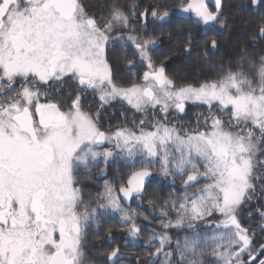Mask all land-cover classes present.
I'll return each instance as SVG.
<instances>
[{
    "label": "snow or ice",
    "instance_id": "obj_1",
    "mask_svg": "<svg viewBox=\"0 0 264 264\" xmlns=\"http://www.w3.org/2000/svg\"><path fill=\"white\" fill-rule=\"evenodd\" d=\"M132 259L264 264V0H0V264Z\"/></svg>",
    "mask_w": 264,
    "mask_h": 264
},
{
    "label": "trees",
    "instance_id": "obj_2",
    "mask_svg": "<svg viewBox=\"0 0 264 264\" xmlns=\"http://www.w3.org/2000/svg\"><path fill=\"white\" fill-rule=\"evenodd\" d=\"M254 15L251 19V22L241 20L240 16H236L237 23L230 29L225 30L222 33L219 34V36H216V38L219 40L220 47L219 49L215 50L214 54L211 56V59L214 61H220L221 59H226L229 55H235V52L238 50V46L240 42H243L246 38V33L251 31L253 24L255 21L259 19V16L261 13L257 11L256 9L253 10ZM241 27L244 28V31L241 30ZM175 40V39H174ZM177 41H172V43L169 46V49H175ZM165 44L162 45L161 51L167 52L165 50ZM195 53H193V56ZM182 52L179 49H176L175 52L171 55V58L168 60L170 63V69L177 70L182 69V67L178 66L182 60ZM167 62V63H168ZM188 65V64H187ZM186 65V66H187ZM185 67V65L183 66ZM192 70V67L189 66V71ZM165 193L168 191L167 188L164 189ZM96 244H101L102 241H95ZM105 245V244H104ZM130 247V246H129ZM139 249H143V247L139 246ZM124 251H130L126 249H122Z\"/></svg>",
    "mask_w": 264,
    "mask_h": 264
},
{
    "label": "flooded vegetation",
    "instance_id": "obj_3",
    "mask_svg": "<svg viewBox=\"0 0 264 264\" xmlns=\"http://www.w3.org/2000/svg\"><path fill=\"white\" fill-rule=\"evenodd\" d=\"M210 2H211V0H210ZM255 10V9H254ZM173 25H175V24H177V23H180V20L179 19H176V20H173ZM169 25H167V24H165L164 25V30H165V33H167V31L169 30ZM213 35V33H209L208 34V37L210 38L211 36ZM217 36H219V35H217ZM206 37H204L203 35H197L196 36V39L198 40V41H202L203 39H205ZM173 41H175L174 39H173ZM165 50H169V46H170V44L169 43H167V36L165 35ZM201 51L203 50V49H200ZM195 53V52H194ZM193 57H195V55L193 56ZM181 60H185L184 59V57H183V54H182V59ZM168 64H169V70L170 71H172V69H170V63L168 62ZM109 113H112V110L110 109L109 110ZM141 114H137V116L139 117ZM189 115H191V113H189ZM131 117H132V113L131 112H129V122L131 121ZM108 119H109V116L106 114V116H105V127H108V123H107V121H108ZM185 119H187V117L185 118ZM122 122V118L119 116V111L117 110L116 111V113H115V115L112 117V119H111V123H112V125L113 126H115L116 124H119V123H121ZM115 175H117V173H116V171H115V168L113 167L112 169H110L109 170V172H108V175L107 176H105V177H102V178H93L92 180H90V181H87L86 183L90 186V190H92V191H95V190H97V189H99V188H101L102 187V185H103V183H104V180L105 179H111L113 176H115ZM157 180H159V177H157ZM161 183H162V181H161ZM177 184H179V181H177ZM156 186H158V185H156ZM101 235L103 236L104 235V233H103V231H102V233H101ZM119 235V234H118ZM97 245H100V244H97ZM130 246V247H129ZM128 246V248L126 249V250H130V251H128V252H133V253H138V252H140V251H142L143 249H139V246H141V247H143V244L141 243L140 245H137V246H133V245H129ZM103 247H108V245L107 244H105V245H103ZM101 251H103V248H101L100 249ZM126 264H135V260L134 259H132V260H130V261H126Z\"/></svg>",
    "mask_w": 264,
    "mask_h": 264
},
{
    "label": "rangeland",
    "instance_id": "obj_4",
    "mask_svg": "<svg viewBox=\"0 0 264 264\" xmlns=\"http://www.w3.org/2000/svg\"><path fill=\"white\" fill-rule=\"evenodd\" d=\"M237 20V19H236ZM241 30H243L244 31V28H242L241 27ZM180 64L178 65L179 67L181 66L182 68H184L183 66L185 65H187L188 64V61H186V60H182L181 62H179Z\"/></svg>",
    "mask_w": 264,
    "mask_h": 264
}]
</instances>
